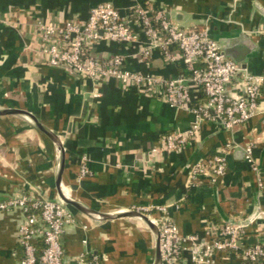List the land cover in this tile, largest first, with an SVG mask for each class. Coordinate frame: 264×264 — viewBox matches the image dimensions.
I'll list each match as a JSON object with an SVG mask.
<instances>
[{"label": "crops", "instance_id": "1", "mask_svg": "<svg viewBox=\"0 0 264 264\" xmlns=\"http://www.w3.org/2000/svg\"><path fill=\"white\" fill-rule=\"evenodd\" d=\"M104 2L125 15L139 3L163 7L181 27H207L249 72H264V0H0V110H28L60 136L66 155L64 194L110 215L150 207L152 217H158L155 207L165 206L183 236L205 237L210 226L244 223L256 209L264 211V91L250 120L233 129L205 121L181 149L154 153L152 148L169 134L189 129L194 115L116 79L97 83L43 63L37 23L85 21ZM96 49L103 56L127 54L131 69L187 75L182 61L169 63L159 50L146 59L115 42ZM229 87L240 92L234 83ZM191 89L196 99H206L197 87ZM249 146L255 169L245 158ZM220 153L227 159L226 173L216 182L203 175L191 183L193 165ZM60 162L56 143L31 118L0 115V202L20 193L59 199ZM83 162L89 173L80 177ZM67 206L74 222L61 235L65 260L90 251L102 264H154L156 236L143 219H98ZM25 218L20 208L0 209V264H21L19 228ZM244 233L243 248L261 241L264 219L252 221ZM185 247L179 264H192ZM213 259L209 264H250L236 250L218 251Z\"/></svg>", "mask_w": 264, "mask_h": 264}, {"label": "built area", "instance_id": "2", "mask_svg": "<svg viewBox=\"0 0 264 264\" xmlns=\"http://www.w3.org/2000/svg\"><path fill=\"white\" fill-rule=\"evenodd\" d=\"M37 33L43 63L97 83L116 79L146 94H159L170 106L194 115L189 129L169 134L163 144L152 148L154 153L181 149L198 136L205 121L233 129L259 111L264 72L255 74L243 69L226 57L221 43L207 27H181L163 7L139 3L125 15L112 2H104L94 6L85 21H39ZM102 42L118 43L146 59L159 50L169 63L182 61L187 75L168 77L131 69L127 65V54L101 55L96 47ZM232 83L240 92L230 89ZM192 85L201 90L205 100L195 98ZM245 158L254 167L252 147L245 149ZM226 169V156L215 154L207 162L198 161L193 165L190 182L203 175L216 182ZM88 173L83 162L80 177ZM11 208L22 209L26 216L19 228V241L24 251L21 264H102L99 255L90 251L75 259H64L61 235L74 218L60 198L34 199L20 193L0 202V209ZM155 208L161 212L158 217H152L150 207L133 209L147 214L158 226L163 264H179L187 248L185 243L189 245L192 264L214 263V254L223 250L241 252L243 260L250 264H264V237L249 247L243 248L240 243L246 226L255 219H264V211H258L248 223L210 226L206 236L201 237L181 235L177 224L165 213L166 207L157 205Z\"/></svg>", "mask_w": 264, "mask_h": 264}, {"label": "water", "instance_id": "3", "mask_svg": "<svg viewBox=\"0 0 264 264\" xmlns=\"http://www.w3.org/2000/svg\"><path fill=\"white\" fill-rule=\"evenodd\" d=\"M222 46V50L223 53L226 55V57L230 58L231 60H233L237 65H239L240 67H242L243 69H246L245 65H242L239 61L235 60L234 58L231 57V55L228 53L227 49L225 48V46L223 44H221ZM24 114L26 116H28L29 118H31L36 125L39 127V129L41 131H43L46 135H48L57 145L59 152H60V156H61V162H60V171H59V176H58V190H59V194H60V199L67 205H72L74 207H76L77 209L81 210L82 212L91 215L95 218L98 219H102V218H111V217H115V216H135V217H140L141 219H143L148 225L149 227L152 229V231L154 232L155 236H156V256H155V261L154 264H163V260H162V254H161V248H160V233H159V228L158 226L149 218V216L141 211L138 210H134L131 209L129 211H125L122 213H119L117 215H110V214H105V213H98L97 211L87 208L83 205H81L79 202H77L76 200L67 197L64 192L62 191V175H63V171L65 168V162H66V155H65V147L62 144L61 138L58 134L48 130L36 117V115H34L33 113H31L28 110H24V109H18V108H7V109H2L0 110V115H4V114ZM245 154V152H244ZM258 210L256 209L254 211V213L246 220L244 221V223H248L250 220H252L254 218V216L257 214Z\"/></svg>", "mask_w": 264, "mask_h": 264}, {"label": "trees", "instance_id": "4", "mask_svg": "<svg viewBox=\"0 0 264 264\" xmlns=\"http://www.w3.org/2000/svg\"><path fill=\"white\" fill-rule=\"evenodd\" d=\"M40 246L42 247V243H40Z\"/></svg>", "mask_w": 264, "mask_h": 264}]
</instances>
